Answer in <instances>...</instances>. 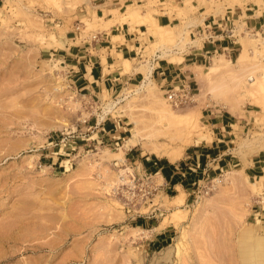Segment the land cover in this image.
<instances>
[{
  "label": "rangeland",
  "instance_id": "374dc122",
  "mask_svg": "<svg viewBox=\"0 0 264 264\" xmlns=\"http://www.w3.org/2000/svg\"><path fill=\"white\" fill-rule=\"evenodd\" d=\"M76 3L0 0V264H264V234L259 221L254 220V209L264 206V180L247 177L239 167L253 151L264 148V92L254 88L255 78L247 75L246 82L234 83L239 90L225 80L228 84H221L223 92L220 84H215L220 74L212 75L211 89L201 84L196 73L205 72L216 53L196 68L183 99L176 100L154 82H146L89 101L70 89L57 60H40L38 55L40 40L46 32L51 36V29L56 27L44 22L70 15ZM153 33L156 40L151 48L160 49L161 55L176 56L173 46L179 48L193 40L186 30L181 35L175 26L157 28ZM260 35L258 31L244 32L238 37L240 55L230 58L222 54L225 62L243 59L264 67V32ZM229 68L235 70L234 66ZM217 80L222 81L221 77ZM232 86L237 91L230 89ZM250 94L261 103L254 102ZM226 100L239 115L235 118L247 121L232 149L240 164L199 182L182 209L183 190L178 194L182 196L179 205L175 203L178 195L167 197L158 191L152 199L158 207L155 211L165 214L161 224L172 221L176 231L160 249L142 250L125 230L124 209L110 190L116 169L123 163L119 147L136 122L149 137L142 142L176 153L182 143L177 135L169 131L155 135L158 111L168 107L174 115L196 113L197 126L187 138L190 144L207 130L200 110H226ZM96 113L101 117L119 115L128 121L129 131L121 145L91 140L80 144L86 137L84 123ZM57 133V137L65 135L62 142L76 146L70 149L65 143L69 158L60 165H48L40 152ZM232 176L237 179L232 181Z\"/></svg>",
  "mask_w": 264,
  "mask_h": 264
},
{
  "label": "crops",
  "instance_id": "0c3cea01",
  "mask_svg": "<svg viewBox=\"0 0 264 264\" xmlns=\"http://www.w3.org/2000/svg\"><path fill=\"white\" fill-rule=\"evenodd\" d=\"M129 9H137L138 15L129 16ZM225 15L227 20L223 19ZM51 22L56 27H51V36L46 32L40 40V60H57L70 89L95 101L104 94L112 96L124 86L138 83L154 82L166 90L180 77L190 86L196 66H203L216 53L235 56L242 48L239 36L248 30H264V0H212V3L210 0H77L70 15L44 23L48 26ZM214 22H220V26L212 24V38L200 35L196 40L195 31ZM157 26L162 29L175 26L181 29V35L187 31L189 39L193 40L179 48L172 47L174 54L182 59L170 60L166 55L173 54L161 55L160 49L151 48ZM200 115L206 132L186 145L182 156L176 160L147 152L139 142L128 145L122 153L124 163L135 164L157 175L167 197H175L183 190L181 209L191 200L199 182L241 162L232 149L247 121L237 120L234 114L217 108L201 109ZM83 127L86 137L80 144L91 140L115 147L122 144L129 131L128 121L119 115L90 117ZM58 135L51 136L40 152L48 165H60L63 159L69 158L65 156L69 153L65 152V143L70 149L76 146L62 142L65 135ZM245 161L239 166L243 173L264 180V148L253 151ZM124 213L125 230L134 236L133 241L142 250L160 249L175 234L176 225L172 221L161 224L163 212ZM254 215L264 234V206L254 209Z\"/></svg>",
  "mask_w": 264,
  "mask_h": 264
},
{
  "label": "bare ground",
  "instance_id": "6f19581e",
  "mask_svg": "<svg viewBox=\"0 0 264 264\" xmlns=\"http://www.w3.org/2000/svg\"><path fill=\"white\" fill-rule=\"evenodd\" d=\"M129 11V16H135V15H138L136 12H137V9H135V10H132V11H130V9L128 10ZM157 28H159V29H162L161 27H158L157 26ZM166 28H168V27H166ZM166 57L168 58V59H170V60H179L180 58H181V56L180 55H176V56H173V55H166ZM182 59V58H181ZM225 61H227V60H225V58H224V55H222V54H218L217 56H215V57H212V61H211V64H210V66L208 67V69L205 71V72H202L201 70H200V72H198V73H196V77H197V79H199L198 80V82H202V83H205V85L206 84H208V85H210V86H208L210 89L212 88V81H213V78L215 79V77L216 76H218L219 74V78L217 77L216 78V82H218V80L217 79H220V77H221V80L222 81H220L219 80V82L218 83H216L215 82V84H218V86H219V84H220V89L221 88H224V85H223V87H221L222 85L221 84H225L224 82H225V80H228V82L230 81L231 83H235V84H239L240 82V80H245V78L247 77V75H252V78H258L257 79V81L255 80V79H253L255 82V84H256V87H254V88H257L258 89V92L260 93L261 91H263L264 92V89H263V85L264 84H262V86H260V83L258 82V81H260V82H262L263 81V83H264V67H258V66H256L255 64H250V63H247L245 60H243V59H237V61L236 62H231V63H227V62H225ZM125 63H128V61L127 60H125ZM230 66H234L235 68V70H232L233 68H229ZM201 66H196L195 67V69L194 70H196V68H200ZM212 75L214 76L215 75V77H212ZM246 75V76H245ZM242 77H244V79H242ZM249 77V76H248ZM251 78V77H250ZM260 79H263L262 81L260 80ZM250 80V79H249ZM221 82V83H220ZM244 82V81H243ZM242 82V83H243ZM245 82H246V80H245ZM257 82H258V86H257ZM201 83V84H202ZM215 84H213V86H216ZM228 84V83H227ZM227 84H225V85H227ZM234 84V87H236V85ZM246 85V84H245ZM254 85V84H253ZM203 86V85H202ZM231 86V85H230ZM229 85L226 87V88H228V90H229V87H230ZM240 86V85H239ZM207 87V88H208ZM217 87V86H216ZM247 87V86H246ZM261 87V88H260ZM215 88V87H214ZM219 88L217 87L216 89H218V91H219ZM226 88H225V91H227L226 90ZM237 89L239 88L238 87V85H237V87H236ZM249 88V87H248ZM209 89V90H210ZM230 89H233L234 91H237V89L235 90L234 88H233V86L230 88ZM245 89V88H244ZM257 89H256V91H257ZM259 89H261V90H259ZM263 89V90H262ZM239 90V89H238ZM148 91V90H147ZM221 91H222V89H221ZM223 91H224V89H223ZM222 91V92H223ZM252 91V90H251ZM253 91H254V89H253ZM255 91V92H256ZM201 92V91H200ZM210 92H212V91H210ZM209 92V93H210ZM222 92L220 93V96H221V94H222ZM230 92H231V90H230ZM215 93V92H214ZM224 93H226V92H224ZM224 93H223V95H224ZM207 94V93H206ZM216 94V93H215ZM217 94H218V92H217ZM256 94V93H255ZM219 95V94H218ZM251 95V94H250ZM257 95H258V93H257ZM216 96V95H215ZM223 97V96H222ZM251 97H254L253 98V100L255 99V101L254 102H260V101H262V100H260L259 98H257V99H259L260 101H256V98H255V96H252L251 95ZM221 98V97H220ZM226 98H228L229 99V96L228 97H226ZM223 99H224V97H223ZM224 102V101H223ZM261 103V102H260ZM224 106H225V109L226 110H228L231 114H234L235 116L237 115V116H239L237 113H235V111H234V106H233V104L230 102V101H228V100H226L225 102H224V104H223ZM162 106V105H161ZM167 109H165V107L163 108H161L159 111H158V115H157V123H158V126L157 127H155V128H153V130H155L156 132H155V135H156V133H166V132H172L176 137H179L180 139H181V141H182V143H181V145H179V149H178V151H176V153H171L170 151H171V149L168 151V150H166V149H164L163 147H165V146H153V147H151V146H148V144H147V142H142V140L145 138V137H147V138H149L148 136H145L142 132H141V129H140V127H138L137 125H136V122H135V124L133 125V127H132V132H131V135L129 136V137H127L126 138V141H125V143L121 146V147H119V153L118 154H121L122 155V153H123V149L125 148L126 149V147L129 145V147L131 146L130 144H133V143H135V142H141V144H142V147L145 149V151H147V152H152V153H154L155 155H163V156H166L169 160H176L178 157H180V155L183 153V149H184V147L189 143V141H188V137L190 136V134L192 133V131L196 128V126H197V115H196V113H194V112H191V113H188V114H185V115H174L173 113H172V111H169V108L168 107H166ZM154 122V121H153ZM163 122H165L166 123V126H164V124H163ZM156 123V124H157ZM164 127V128H163ZM151 129V128H150ZM160 133V134H161ZM173 134L171 135V136H173ZM152 135V134H151ZM150 135V136H151ZM157 136H159V135H157ZM185 136V137H184ZM151 137H153V136H151ZM179 141V140H178ZM138 144V143H137ZM173 151H175V149L173 150ZM232 181L233 180H236L237 178H236V176H232ZM238 181V180H237ZM181 191V190H180ZM178 200H176L175 201V203L176 204H178L179 205V203L181 202V198H182V196L180 195H178Z\"/></svg>",
  "mask_w": 264,
  "mask_h": 264
},
{
  "label": "built area",
  "instance_id": "2783aa9c",
  "mask_svg": "<svg viewBox=\"0 0 264 264\" xmlns=\"http://www.w3.org/2000/svg\"><path fill=\"white\" fill-rule=\"evenodd\" d=\"M223 19L227 20L228 17L225 15ZM212 24L220 26V22H214L210 25L206 23L199 27L195 33L211 39L214 35ZM248 31L254 34L257 30ZM258 32L262 37L264 30ZM249 51L251 50L249 49ZM166 91L168 96L180 100L183 99L182 96L188 94L189 85L182 78L176 77V82ZM98 114H95V118ZM157 179V175L150 171H146L135 164L123 162L116 169L115 180L110 186V190L114 196L119 198L124 212L127 211L133 215L153 213L158 207L155 206L156 204L152 199L158 191H162V181ZM141 207H146L147 209L141 210Z\"/></svg>",
  "mask_w": 264,
  "mask_h": 264
}]
</instances>
